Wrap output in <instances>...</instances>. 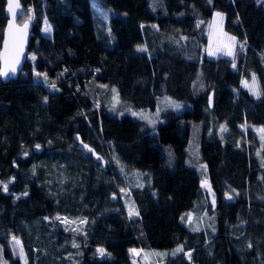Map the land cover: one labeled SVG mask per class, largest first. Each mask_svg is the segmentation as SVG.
Returning <instances> with one entry per match:
<instances>
[{"label":"trees","instance_id":"obj_1","mask_svg":"<svg viewBox=\"0 0 264 264\" xmlns=\"http://www.w3.org/2000/svg\"><path fill=\"white\" fill-rule=\"evenodd\" d=\"M21 3L29 57L16 80L0 78V264H133L132 249L149 255L138 264H264V0H162L157 11L149 0ZM216 11L235 58L207 55ZM252 72L258 98L242 85ZM166 96L189 106L150 129L115 114L128 103L158 115ZM203 212L206 228L192 229L187 216Z\"/></svg>","mask_w":264,"mask_h":264},{"label":"rangeland","instance_id":"obj_2","mask_svg":"<svg viewBox=\"0 0 264 264\" xmlns=\"http://www.w3.org/2000/svg\"><path fill=\"white\" fill-rule=\"evenodd\" d=\"M149 1H150L151 9L153 11H157L161 9L160 7L162 6V0H149ZM95 8L97 9L96 6ZM217 13L222 14L223 16L222 20L220 19V17L216 15ZM225 18H226L225 14L223 12L216 11L210 22L209 31H208V45H207V55L210 58H217L220 56L235 58L237 55L238 40L235 36H233L232 34L228 33L225 30ZM232 38H235V39L233 40ZM253 76H255L256 92H258L259 95L255 94L254 91L252 90ZM245 82H247V84L249 85L248 87L245 86ZM242 85L243 87L247 88L252 93V95H254L255 97L258 98L261 96L262 94L261 82L259 80V77L255 73L252 72L248 79L244 78ZM113 89L117 96V98L113 97V102L116 104L117 101L119 100V104H121L122 99L119 95V92L116 90L115 87ZM188 106L189 104L187 102L180 101L175 98L166 96V97L160 98L158 101V115L152 113L148 109H138L134 105L128 104V103L125 106L123 105L120 106L118 110L115 112V114L120 116L125 113L131 114V115L135 113V115L133 116L138 119L143 120L145 127L147 129L148 128L150 129L157 124V121L159 120L160 112L168 110V109L175 110L177 112H183ZM201 138H202V124L195 123L193 130H192L189 147H188L189 162L192 163V165H195L196 160L200 156ZM165 150H166L167 155L169 156L171 155V152L173 151L169 147H165ZM203 183L205 187L207 188L208 180H203ZM4 185H7V188H8V184L0 181V188L3 190H4ZM19 242L20 243L17 245L19 246L21 254L25 260L24 248L21 244V241ZM134 250H136L135 252L132 251L134 263L138 261L139 255L145 256V258L143 259L144 262H147L149 260V255H147L148 253L144 252V255H143L142 254L143 252L140 249H134Z\"/></svg>","mask_w":264,"mask_h":264},{"label":"water","instance_id":"obj_3","mask_svg":"<svg viewBox=\"0 0 264 264\" xmlns=\"http://www.w3.org/2000/svg\"><path fill=\"white\" fill-rule=\"evenodd\" d=\"M18 3L20 5V8L17 9L18 12H21L22 15H19L15 18H13L12 14L7 11L8 8V0H6V15H7V22L4 27L3 32V40L1 44L0 54H3L5 52V41H9V50H10V57H9V63L11 64L13 60H15L17 57L19 59V64L16 65L17 71L14 74H9L7 77L0 76V78L4 82H11L13 80H16L23 70L25 63L28 60L29 57V47H30V40H31V32L33 30V22L30 20H26L22 23L19 22V19L23 16V5L21 3V0H18ZM12 24L13 27L10 30L9 25ZM27 24V28L25 29V25ZM14 34V39H13ZM5 68V63L2 58H0V70H3ZM209 106L210 108H213L214 106V92H211L209 95ZM75 141L77 142L78 149H81L85 151L86 153H90L94 159V161L100 163L101 169L107 168V161L106 159L96 151V149L91 146L89 143L85 142L80 134H75L74 136ZM85 145L87 147H85ZM35 152L38 154H41L43 152V148L35 147Z\"/></svg>","mask_w":264,"mask_h":264},{"label":"snow or ice","instance_id":"obj_4","mask_svg":"<svg viewBox=\"0 0 264 264\" xmlns=\"http://www.w3.org/2000/svg\"><path fill=\"white\" fill-rule=\"evenodd\" d=\"M20 8V5L18 3V0H8V8H7V11L9 13L12 14L13 18L19 16V15H22L21 12H18L17 9ZM218 17H220V19L222 20L223 19V16L222 14L220 13H217L216 14ZM13 25L10 24L9 25V28L10 30L12 29ZM27 28V24L25 25V29ZM50 28H46L45 31H49ZM14 34H13V39H14ZM233 40L235 38H232ZM9 41H5V52L3 54H0V58H2L4 60V63H5V68L3 70H0V76H5L7 77L10 73L11 74H14L16 71H17V67L16 65L19 64V59L18 57L12 61V63L10 64L9 63V57H10V50H9ZM243 47V45H241V48ZM231 54V53H230ZM235 66V65H234ZM39 75V74H38ZM245 86L248 87L249 85L247 84V82H245ZM252 90L254 91L255 94L259 95L258 92H256V86H255V76H253V86H252ZM179 107V106H177ZM133 115H135V113H133ZM222 130H224L222 128ZM262 133H264V129H261L260 130ZM262 139H264V136H262ZM37 147H39V145H37ZM85 147H87L85 145ZM4 190L7 191V185H4ZM231 198V197H229ZM130 215H133V214H138V213H134V211L132 209H130V212H129ZM189 219H191V217H189ZM14 240H16L15 237H13ZM16 243L19 244L20 242L18 240H16ZM75 246V245H74ZM98 251L103 255L104 254V250L103 249H98ZM133 252H135L136 250H131ZM179 251V249H178Z\"/></svg>","mask_w":264,"mask_h":264},{"label":"crops","instance_id":"obj_5","mask_svg":"<svg viewBox=\"0 0 264 264\" xmlns=\"http://www.w3.org/2000/svg\"><path fill=\"white\" fill-rule=\"evenodd\" d=\"M204 180H208L207 178H204ZM208 187L206 188L203 181H202V185L206 191V196L208 198V200H210L211 203H215V193L210 185V182L208 180L207 183ZM189 217H191V219H189ZM206 212L200 213V214H194V213H190L187 216V223L192 227V229H202V228H206ZM133 250V249H132ZM140 256V255H139ZM139 256H138V261L136 263L133 262V264H138L139 262Z\"/></svg>","mask_w":264,"mask_h":264}]
</instances>
